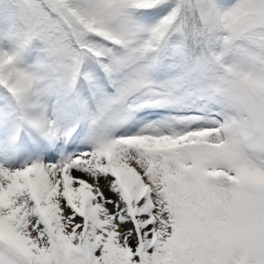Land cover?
<instances>
[{
	"label": "snow or ice",
	"instance_id": "snow-or-ice-1",
	"mask_svg": "<svg viewBox=\"0 0 264 264\" xmlns=\"http://www.w3.org/2000/svg\"><path fill=\"white\" fill-rule=\"evenodd\" d=\"M0 264H264V0H0Z\"/></svg>",
	"mask_w": 264,
	"mask_h": 264
}]
</instances>
